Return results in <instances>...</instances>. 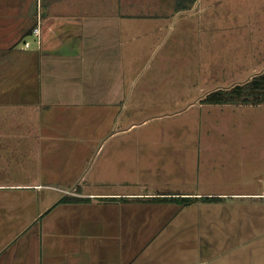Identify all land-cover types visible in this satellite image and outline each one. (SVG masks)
<instances>
[{
	"label": "crops",
	"instance_id": "crops-1",
	"mask_svg": "<svg viewBox=\"0 0 264 264\" xmlns=\"http://www.w3.org/2000/svg\"><path fill=\"white\" fill-rule=\"evenodd\" d=\"M179 2L158 0L135 10L133 1L120 6V0H0V73L14 63V80H20L0 95L21 97L1 104L30 106L32 113L3 122L24 130L0 134L14 152L0 156V264H264V186L233 201L213 192L136 190L135 152L118 151L119 143L133 149L129 132L144 105L141 94L164 88L159 80L168 66L175 73L176 65L188 64L183 50L166 49L177 22L196 31L182 39L215 44L213 25L200 29L191 18L201 0L187 9H178ZM183 13L189 15L178 19ZM253 15L250 35L240 28L235 41L219 39L225 63L244 64L240 75L254 65L240 83L264 73V5ZM203 59L220 62L213 54ZM28 94L29 103L23 100ZM54 111L71 113L63 120ZM91 118L104 127L97 125L92 137L64 133ZM106 169L112 170L107 178ZM256 182L264 183V175ZM183 197L195 200L185 206ZM202 205H223V218L197 214ZM233 207H239L234 214ZM220 223L227 229L215 231Z\"/></svg>",
	"mask_w": 264,
	"mask_h": 264
},
{
	"label": "rangeland",
	"instance_id": "rangeland-1",
	"mask_svg": "<svg viewBox=\"0 0 264 264\" xmlns=\"http://www.w3.org/2000/svg\"><path fill=\"white\" fill-rule=\"evenodd\" d=\"M130 1H133L134 5L131 4V8L135 10H139L148 2L158 4V0H120V6L127 5ZM162 1L170 4V0ZM201 2L198 14L192 13L191 18L193 22H198L200 29L203 23L213 25L214 31L211 36L214 37L215 44L206 45L200 42L196 46L191 38L193 33H196L195 28L193 31L186 30L180 21L177 22L176 27L172 28L167 37L169 43L166 49L171 51L173 50L171 47L174 46L183 50L181 52L185 59H188V64L183 62V68L180 64L176 65V74L171 66H168L169 71L166 72V76L164 75V78L162 76L159 80L165 84L164 88L155 91L151 87L149 91L141 94L144 105L135 111L134 131L129 132L134 136L133 149L130 145L127 148L119 143L118 151L135 152L136 190L140 186H146L148 189H166V192L171 193L180 190L183 194L213 192L215 195L225 194L226 200L233 201L238 199L236 196L239 194L260 192L261 190L256 188L264 186V183L256 182L259 175H264V106L205 105L201 100L213 92L212 90L225 89L229 85L233 86L244 81L242 75H248L254 69L253 64H247L246 72L240 75L238 68L244 64L225 63L226 56L223 55L225 51L219 44L221 41L219 39L225 36L232 42L235 41L240 28H245V33L250 35L255 24L253 11L264 4L261 0H201ZM188 15L189 13H183L177 18L181 19ZM228 25H231V30ZM187 31L191 37L182 39ZM199 33L202 37V33ZM194 39L196 40L197 37L195 36ZM212 54L215 59L220 60V62L216 60L213 66L212 62H204L203 59ZM233 54L234 52L232 59H235ZM194 58L196 64L192 61ZM157 62V58L150 62L143 72L144 79L153 72ZM14 66V63H10L8 69L0 73V89H11L14 84L20 83V80H14ZM212 67L213 74L209 73ZM185 72L189 78H186ZM223 74H226L225 78ZM30 97L29 94L23 95V100L29 103ZM20 98L9 92L0 95L1 135L13 136L16 134V129H25L15 128L14 123H7L12 126H6L7 124L3 123L5 120H22L32 116L29 111L30 106L23 111L16 106L6 107L1 104V101L20 102ZM54 112L63 120L71 113ZM75 117L80 116L77 114ZM85 121V127H64V133L78 130L80 135L86 134L92 137L97 125L99 130L104 129L95 118ZM11 145L9 142H0V156L14 155V152L10 154L8 149ZM111 173V169H106L103 171V177L107 178ZM3 174H0V179ZM214 206L216 207L202 205L197 208L196 213L202 216H214V221H217L218 218H223L222 211L225 209L223 205ZM235 209L239 207L231 208L232 214ZM232 221L238 222V219ZM223 226L226 228L228 224H215L214 230L220 231ZM232 227L234 228L235 224ZM219 236L221 237V234Z\"/></svg>",
	"mask_w": 264,
	"mask_h": 264
},
{
	"label": "trees",
	"instance_id": "trees-1",
	"mask_svg": "<svg viewBox=\"0 0 264 264\" xmlns=\"http://www.w3.org/2000/svg\"><path fill=\"white\" fill-rule=\"evenodd\" d=\"M178 9H187L195 0H179ZM205 105H264V73L254 76L243 83L235 84L225 89L209 93L201 100ZM168 199V198H167ZM176 198L169 199L175 201ZM178 199V198H177ZM180 199V198H179ZM183 205H189L195 199L181 198ZM204 200L219 201L220 198H205Z\"/></svg>",
	"mask_w": 264,
	"mask_h": 264
},
{
	"label": "built area",
	"instance_id": "built-area-1",
	"mask_svg": "<svg viewBox=\"0 0 264 264\" xmlns=\"http://www.w3.org/2000/svg\"><path fill=\"white\" fill-rule=\"evenodd\" d=\"M34 32H35V34H37L38 36L40 35V29H39V28H37ZM26 45H27V47H29L30 43H27Z\"/></svg>",
	"mask_w": 264,
	"mask_h": 264
}]
</instances>
